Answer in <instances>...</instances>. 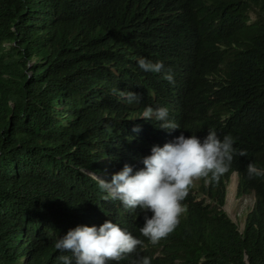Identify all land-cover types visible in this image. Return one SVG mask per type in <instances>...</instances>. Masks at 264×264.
I'll return each instance as SVG.
<instances>
[{
  "label": "trees",
  "instance_id": "16d2710c",
  "mask_svg": "<svg viewBox=\"0 0 264 264\" xmlns=\"http://www.w3.org/2000/svg\"><path fill=\"white\" fill-rule=\"evenodd\" d=\"M138 57L162 61L175 84ZM147 106L167 107L180 129L141 119ZM210 129L234 138L232 170L194 180L157 244L139 209L84 173L143 167L149 135ZM249 164L264 168V0H0V264H60L70 253L54 248L59 236L106 220L145 241L118 264H264V175L249 179ZM232 175L237 196L256 200L234 221L223 208Z\"/></svg>",
  "mask_w": 264,
  "mask_h": 264
},
{
  "label": "clouds",
  "instance_id": "9594fccd",
  "mask_svg": "<svg viewBox=\"0 0 264 264\" xmlns=\"http://www.w3.org/2000/svg\"><path fill=\"white\" fill-rule=\"evenodd\" d=\"M137 64L142 71L161 74L163 80L175 84L174 73L170 69H165L162 61L153 62L138 57ZM112 93L125 98L128 104L141 102V96L136 92H124L113 88ZM140 118L155 120L159 124L158 128L169 134L180 129V125L170 118L167 107L147 106ZM133 131L138 132L139 128H134ZM149 137L146 145L151 149V153L140 161L143 167L137 169L125 164L111 178L107 173L103 176L90 169H84V173L100 182V187L107 193L105 199L118 200L125 210L139 209L144 221L140 228L141 234L152 244H157L179 225L180 217L186 211L182 202L186 199L194 180L205 178L208 183L219 181L225 173L232 170L234 156L237 153L231 135H225L221 139L217 132L211 129L203 139L196 135L186 137L183 132L168 143L166 135L160 138L156 136L155 139L153 134ZM157 139L160 140L155 144ZM238 155L247 154L240 151ZM247 174L249 179L262 176L264 168L249 164ZM233 179L236 191L237 176L230 177V185ZM241 197L245 200L251 199V207L246 210L249 212L256 202L255 195L247 194ZM242 213L238 217H242ZM144 243V240L133 236L118 223L106 220L99 227L78 225L70 229L66 235L55 240L54 248L61 253H70L57 257L60 264H110V262L118 264L128 255L137 252ZM134 264H152V258L139 256Z\"/></svg>",
  "mask_w": 264,
  "mask_h": 264
},
{
  "label": "rangeland",
  "instance_id": "374dc122",
  "mask_svg": "<svg viewBox=\"0 0 264 264\" xmlns=\"http://www.w3.org/2000/svg\"><path fill=\"white\" fill-rule=\"evenodd\" d=\"M154 139L156 138L157 134H153ZM160 139H157L155 144L158 143ZM200 200V197L197 199ZM251 205V199H244L242 197H237L236 196V191H235V181L233 179L232 184L228 188V194H227V201L224 206V210L227 213V215L235 220V218L238 217L242 212H246L248 207ZM251 207V206H250Z\"/></svg>",
  "mask_w": 264,
  "mask_h": 264
}]
</instances>
